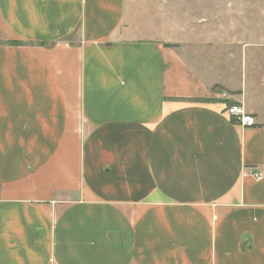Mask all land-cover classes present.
Returning <instances> with one entry per match:
<instances>
[{"label": "crops", "instance_id": "crops-1", "mask_svg": "<svg viewBox=\"0 0 264 264\" xmlns=\"http://www.w3.org/2000/svg\"><path fill=\"white\" fill-rule=\"evenodd\" d=\"M133 13L0 0V264H264V37L224 65Z\"/></svg>", "mask_w": 264, "mask_h": 264}, {"label": "rangeland", "instance_id": "rangeland-1", "mask_svg": "<svg viewBox=\"0 0 264 264\" xmlns=\"http://www.w3.org/2000/svg\"><path fill=\"white\" fill-rule=\"evenodd\" d=\"M126 3L134 11L131 22L143 34L176 44L174 49L178 53L192 46L208 48L206 52L224 65L230 55L231 59L238 57L234 47L229 51L230 44L238 47L246 42L258 43L264 37V0H126Z\"/></svg>", "mask_w": 264, "mask_h": 264}, {"label": "built area", "instance_id": "built-area-1", "mask_svg": "<svg viewBox=\"0 0 264 264\" xmlns=\"http://www.w3.org/2000/svg\"><path fill=\"white\" fill-rule=\"evenodd\" d=\"M226 113L237 125L245 126V127L255 126L254 118L251 115L247 114L240 106H236V105L227 106ZM250 173L255 179L262 178L261 172L252 170Z\"/></svg>", "mask_w": 264, "mask_h": 264}, {"label": "trees", "instance_id": "trees-1", "mask_svg": "<svg viewBox=\"0 0 264 264\" xmlns=\"http://www.w3.org/2000/svg\"><path fill=\"white\" fill-rule=\"evenodd\" d=\"M11 45H20V43H15V42H10ZM40 45H44V44H40ZM166 47H172L174 48L175 46L174 45H165ZM231 105V104H229ZM237 106V105H236Z\"/></svg>", "mask_w": 264, "mask_h": 264}]
</instances>
